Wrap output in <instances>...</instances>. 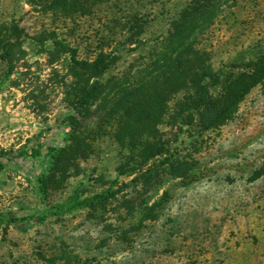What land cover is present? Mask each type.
Instances as JSON below:
<instances>
[{
  "label": "rangeland",
  "instance_id": "rangeland-1",
  "mask_svg": "<svg viewBox=\"0 0 264 264\" xmlns=\"http://www.w3.org/2000/svg\"><path fill=\"white\" fill-rule=\"evenodd\" d=\"M191 1H127L130 10L146 7L139 34L143 24L127 23L125 4L63 16L33 0H0V219L29 217L0 222V264H264V87L216 130L161 128L168 152L145 163L129 147L121 112L108 115L118 100L113 85L144 77L148 50ZM209 1L214 14L201 15L198 47L219 77L209 84L217 93L264 38V0ZM99 57L106 58L103 87L70 137L73 105L98 79L83 82L77 63ZM61 147L64 156L44 168L48 149ZM106 191L118 192L91 209L30 218L73 193Z\"/></svg>",
  "mask_w": 264,
  "mask_h": 264
},
{
  "label": "trees",
  "instance_id": "trees-1",
  "mask_svg": "<svg viewBox=\"0 0 264 264\" xmlns=\"http://www.w3.org/2000/svg\"><path fill=\"white\" fill-rule=\"evenodd\" d=\"M33 1L45 4V10L63 16L87 15L100 5L119 8L125 4L128 6L126 14L131 13V20L127 23L136 25L141 22L143 24L137 25V28H140L139 34L143 33L146 23V21L144 23L140 21L146 7L142 5L143 3H139V8L130 10V3H127L129 0H125V3L121 0ZM149 11L152 12V7ZM213 12L214 5L209 0L189 2L170 19L166 37L155 40L148 50V71H144V77H138L131 83L127 81L115 84V87L113 85L112 95L118 97V100L113 102L108 115L112 117L121 112L120 120L125 126L123 132L130 139V149H140L135 156L141 160V163L149 162L168 152V145L161 139V128L170 130L176 128L178 132L182 128L196 129L198 133L216 130L234 117L240 103L254 87H264L263 38L254 46L252 58L243 63L239 71L224 76L217 93L210 91L209 84H217L219 77L212 68L208 53L198 47V40L206 22L201 15L206 13L210 18ZM132 28L136 29V27H130V31ZM138 33L136 32L132 37L138 38ZM105 59L99 57L92 62L77 63V70L82 72L83 82L88 81L87 77L95 76L98 79L82 90L73 105L75 115L71 116L72 122L68 125L67 131L70 137L77 129L79 118L85 116V111L99 89L103 87L99 78L106 70ZM144 127L148 128V134L144 133ZM130 129L132 132L129 131ZM48 150L49 152L42 157V164L44 168L50 169L64 156L66 148H49ZM36 156H38L37 153ZM165 163L169 164L167 160ZM170 174L177 176L173 170H170ZM46 180L47 176L44 172L36 177V189L41 204L47 194ZM117 192L106 191L103 196L94 195L83 198L73 193L65 203L45 208L41 216L30 218L40 223L47 217L61 216L75 210L91 209L105 199L114 197ZM27 218L29 219V217L15 218L10 213L7 219L2 218L0 222L5 220L6 225H17L19 222L27 221ZM26 227L20 225L19 230H25Z\"/></svg>",
  "mask_w": 264,
  "mask_h": 264
}]
</instances>
